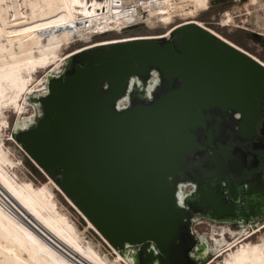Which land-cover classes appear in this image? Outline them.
Segmentation results:
<instances>
[{
	"label": "bare ground",
	"instance_id": "1",
	"mask_svg": "<svg viewBox=\"0 0 264 264\" xmlns=\"http://www.w3.org/2000/svg\"><path fill=\"white\" fill-rule=\"evenodd\" d=\"M210 4L211 0H0V264H123L120 254L111 258L87 239L70 210L62 206L52 177L56 168L67 173L60 152L73 147L75 133H82L91 144L96 143L97 131L109 126L127 135L122 119L144 117L155 123L172 109L179 134L161 136V141L175 158L158 163L155 174L147 173L140 161L128 162L121 177L97 173L78 188L66 181L64 186L73 198L81 199L79 208L90 227H100L114 244L125 238L143 243L142 264L188 263L194 236L185 216L192 208L211 214L224 206L225 198L236 202L237 218H244L248 209L257 215L264 208V195L257 189L262 181L233 184L224 158V179H203L198 170L193 171L198 190L189 198L181 195V206L170 187V176L183 169L184 153L204 144L205 135L214 128L217 132L231 129L241 140L253 133L246 129L249 119L241 110L238 126L233 128L226 121L227 111L236 110L233 93L242 95L248 105L257 101L259 85L249 89L243 80L234 85L225 82L223 71L233 56L226 46L246 51L197 19ZM220 19L225 26L250 23L264 31V0H238ZM136 20L149 29L167 30L95 40L109 33L122 34ZM193 27L211 32L208 69L200 76L190 64L191 50L176 37ZM78 42L84 45L68 50ZM109 45L110 52L104 50ZM69 58V74L63 78L59 71ZM154 70L158 74V83L151 87L154 101L135 100L131 107L117 101L130 80L138 86ZM40 71L46 75L40 76ZM106 83L111 92L100 95ZM34 94L33 100L48 109L40 123L28 110ZM184 100L194 102L191 110L183 109ZM61 102L68 108V124L60 118ZM10 113L16 115L14 127L21 132L23 147L50 174L46 173L47 181L37 184L20 173L23 161L8 145L13 137L6 135L12 127ZM261 115V108L251 109L252 119ZM209 119L214 120L213 127ZM74 125L77 131L71 128ZM104 143L107 146L108 140ZM230 166L235 172L236 164ZM224 230L222 238L215 239L217 244L225 242ZM256 233L227 242L219 250L223 253L209 264H264V234L260 230L254 240ZM207 249L204 240L198 253Z\"/></svg>",
	"mask_w": 264,
	"mask_h": 264
},
{
	"label": "rangeland",
	"instance_id": "2",
	"mask_svg": "<svg viewBox=\"0 0 264 264\" xmlns=\"http://www.w3.org/2000/svg\"><path fill=\"white\" fill-rule=\"evenodd\" d=\"M237 1L238 0H211L209 9L201 12L197 19L201 20L206 27L214 29L231 42L237 44L246 51V53L256 56V58L261 60V64L263 65L264 31L256 29L250 23H239L235 26H225L221 23V14L226 9L234 7L237 4ZM240 1L243 3L245 0ZM176 22H181V19L178 18ZM166 30V27L149 29L143 25L142 20H136L130 25L128 30L122 34L109 33L104 36H98L95 40L129 35L157 34L163 33ZM174 33L175 31L173 34ZM181 35L182 33H179L176 37L180 39ZM83 45V42H78L72 45L68 50ZM104 50L110 52L112 48L109 45ZM69 61L70 58L65 61L64 66L61 68V71H59V73H62L63 78L68 77ZM39 75L43 76L46 75V73L40 71ZM155 78H157V74H155V71H151L149 80L139 82L138 86H135V81L130 80L117 101L124 100V104L128 107H131L135 100L150 102L154 98V94L151 92V87L155 83ZM110 92L111 87L106 83L102 88L100 95ZM260 95L261 97L258 99V102L262 109V115L260 119L255 121V130L251 136L245 140H241L235 136L228 141H223L218 137H215L213 148L206 150L202 155L194 157L190 152L185 154V160L182 165L183 169L170 176V187L174 189L177 194V204L179 206L183 204V201L180 199L181 195L189 198L198 190L199 184L194 177V170H199L200 176L203 179L213 178L220 174L224 169V166L219 162L218 157L221 156L227 163H229L230 160L236 156L239 149H242L247 153V165L241 175H233L236 182L241 183L244 180L250 181L258 173H262V178L264 180V84L260 90ZM33 98H35V94L31 95L29 98L28 110H31L33 116L37 118V123H40L47 116L48 109L45 103L39 101L35 102ZM116 108L117 110H120L121 107L119 104H116ZM242 116V112L236 107L235 111L231 109L227 111L225 117L229 126L234 128L239 125ZM9 119L12 127L7 130L6 135L9 137L10 134V137L13 138L8 141V145L14 148L17 156L23 161L20 173L33 179L37 184L47 181L48 176L46 175L49 173L45 171L40 163L23 147L21 132L14 127L16 115L10 113ZM52 177L55 182L53 183L54 191L60 199L62 206L70 210L71 216L78 227L86 232L87 239L92 240L97 246L102 247L100 248L102 252L108 254L111 258L118 257V254H120L123 257V264H142L140 250L143 243H136L129 238H125L121 243L114 244L112 239L107 234H104L100 227H90L86 215L79 208L81 205V199L73 198L71 193L64 186V170L62 168H56ZM257 189L258 193L263 196L264 182H262ZM69 198H73V202L70 201ZM234 206H237L235 201L225 198L224 206L216 210L214 213L207 214L201 209L192 208L190 212L186 214L185 220L189 222L194 236V242L187 253V264H209L214 261V259H217L219 254L223 253V251L220 252L219 250L221 247H224L227 242H233L234 240L243 237L246 233L254 234L258 232L254 235V240L261 234L260 230H262V234H264V208L257 215L253 214L252 211L248 209V214L244 218H237L233 212ZM85 228L88 230L86 231ZM222 229H225L223 235L225 242L217 244L215 239L222 238ZM252 231L255 232L253 233ZM204 240L208 245L207 252L199 254L198 246L202 245ZM158 250L166 258L168 263L171 262L159 247Z\"/></svg>",
	"mask_w": 264,
	"mask_h": 264
},
{
	"label": "water",
	"instance_id": "3",
	"mask_svg": "<svg viewBox=\"0 0 264 264\" xmlns=\"http://www.w3.org/2000/svg\"><path fill=\"white\" fill-rule=\"evenodd\" d=\"M209 36L210 33L206 29L193 27L184 30L180 37L191 50L190 64L199 76L208 69ZM226 49L232 52L233 56L230 67L223 71L225 82L228 85H234L243 80L249 89H255L259 85L257 101L249 102L248 105L244 103L242 95L238 93L232 95V102L249 119L250 126L246 129H252L254 132L256 119L251 118V109L260 108L258 99L261 97L260 90L264 84V65L233 46H226ZM193 106V101H183V109L191 110ZM59 111L61 121L68 124L70 116L65 102H61ZM174 119L175 114L172 109L168 111L166 117H160L155 123L144 117L132 120L122 119L127 135L109 126L107 129L97 131L95 144L85 140L82 133H75L73 147L66 153L60 152L67 163L65 174L67 185L78 188L97 173L121 177L126 172L128 162L134 165L140 161L146 166L147 173L155 174L158 163L175 158V154H171L161 141V136L176 137L179 134ZM71 128L77 131V126L74 125ZM72 129L68 127L66 131L70 132ZM105 140H108L107 146L104 143ZM186 153H184L182 165Z\"/></svg>",
	"mask_w": 264,
	"mask_h": 264
},
{
	"label": "flooded vegetation",
	"instance_id": "4",
	"mask_svg": "<svg viewBox=\"0 0 264 264\" xmlns=\"http://www.w3.org/2000/svg\"><path fill=\"white\" fill-rule=\"evenodd\" d=\"M155 74H157V71H155ZM157 81H158V74H157V78H155L154 85H156L158 83ZM152 91H153V89L151 88V92ZM152 101H154V98L150 102H144V103H151ZM209 120H210V124L213 127L214 126V124H213L214 120L213 119H209ZM217 130H219V129H217ZM217 130H216V128H214L212 134L207 133V135H205L206 142L204 144L196 145L195 150L189 151V152L194 157H197L199 155H202L206 150H209L210 148H213V146L215 144V142H214V138L215 137H218L219 139H221L223 141H228L230 138L234 137V132L231 129H229V130L228 129H225V130L221 129L219 132H217ZM244 156H245V158H247V153L246 152L242 153V151H237L236 156L233 159H231L229 163L226 162L227 166L228 165L230 166V164H232V163L236 164V166L233 167V169H235V172L230 169L231 166L230 167L228 166V171L230 172V176L232 178V182L235 185H239V184H241L243 182L242 181L241 183H237L236 180L234 179L233 175H241L243 173V171L245 169V166L247 165V160H244ZM221 158L222 157L219 156L218 160L223 166H225L224 163L222 162ZM225 172H226V169L224 167L223 171L220 174L214 176L213 178H222L223 177L222 179H224L225 178ZM208 179H210V178H208ZM258 179H261V181L264 182V180L262 178V173L256 174L255 177L252 180H250V181H246V180H244V181L247 182V183H250L252 181H257Z\"/></svg>",
	"mask_w": 264,
	"mask_h": 264
}]
</instances>
